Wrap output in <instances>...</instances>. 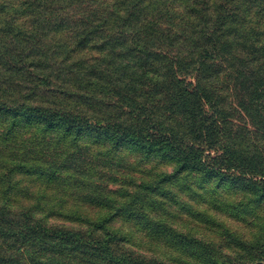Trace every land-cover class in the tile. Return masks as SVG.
<instances>
[{"label":"trees","instance_id":"obj_1","mask_svg":"<svg viewBox=\"0 0 264 264\" xmlns=\"http://www.w3.org/2000/svg\"><path fill=\"white\" fill-rule=\"evenodd\" d=\"M259 262L264 0H0V264Z\"/></svg>","mask_w":264,"mask_h":264},{"label":"rangeland","instance_id":"obj_2","mask_svg":"<svg viewBox=\"0 0 264 264\" xmlns=\"http://www.w3.org/2000/svg\"><path fill=\"white\" fill-rule=\"evenodd\" d=\"M223 195L224 197H226L225 201L229 202H234L233 199H235L236 197L240 198V196H236V194L229 190L223 191ZM194 197L195 196L193 194H181L179 198V204L175 205L174 207H169L167 212H174L175 214H177V222H184L187 225L184 227H179V230H181L182 232H190L193 235L196 234L197 237H204L206 231L204 224L201 222H206L203 220V217L208 218L210 216L209 210L210 208H212L210 200L211 195L205 194V196H203L205 200H209L207 203L199 202L195 200ZM199 197L200 195H197V198ZM189 209H191L192 212H189ZM193 212H196V214H193ZM222 220L224 219L222 217H219V222H221ZM134 249L139 253H142L144 251L136 248ZM175 255L176 254L174 252L165 247H161L160 249L153 248L151 250H147L146 253L147 257H158L165 262H170L172 256Z\"/></svg>","mask_w":264,"mask_h":264},{"label":"water","instance_id":"obj_3","mask_svg":"<svg viewBox=\"0 0 264 264\" xmlns=\"http://www.w3.org/2000/svg\"><path fill=\"white\" fill-rule=\"evenodd\" d=\"M256 264H264V262H259V263H256Z\"/></svg>","mask_w":264,"mask_h":264}]
</instances>
